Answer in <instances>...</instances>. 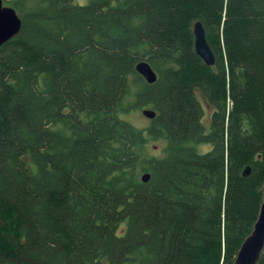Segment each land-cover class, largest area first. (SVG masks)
<instances>
[{
  "label": "trees",
  "instance_id": "16d2710c",
  "mask_svg": "<svg viewBox=\"0 0 264 264\" xmlns=\"http://www.w3.org/2000/svg\"><path fill=\"white\" fill-rule=\"evenodd\" d=\"M2 3L0 264H233L263 195L264 0Z\"/></svg>",
  "mask_w": 264,
  "mask_h": 264
},
{
  "label": "water",
  "instance_id": "95a60500",
  "mask_svg": "<svg viewBox=\"0 0 264 264\" xmlns=\"http://www.w3.org/2000/svg\"><path fill=\"white\" fill-rule=\"evenodd\" d=\"M20 27L21 19L16 11L10 6L3 5L2 0H0V45L16 35ZM193 34L196 54L206 65H212L214 56L206 41L202 24L199 21H196L193 25ZM134 69L147 83H153L157 78L156 72L146 60L138 61ZM141 114L148 119H152L155 116V111L151 108H142ZM249 171L250 167L247 166L243 171V175H247ZM141 179L146 182L149 179V173H143ZM262 190V202L257 219L252 231L243 240L233 264H256L264 247V182Z\"/></svg>",
  "mask_w": 264,
  "mask_h": 264
},
{
  "label": "rangeland",
  "instance_id": "374dc122",
  "mask_svg": "<svg viewBox=\"0 0 264 264\" xmlns=\"http://www.w3.org/2000/svg\"><path fill=\"white\" fill-rule=\"evenodd\" d=\"M74 2H76L77 4H80V5H84V4H87L89 2V0H74ZM129 119L137 127L147 125L149 122V119L144 117L141 114L140 110H136L133 113H131V115L129 116ZM196 148L199 152H204L208 148V145L207 144H198ZM155 149L156 148H154V150Z\"/></svg>",
  "mask_w": 264,
  "mask_h": 264
},
{
  "label": "flooded vegetation",
  "instance_id": "af4514ba",
  "mask_svg": "<svg viewBox=\"0 0 264 264\" xmlns=\"http://www.w3.org/2000/svg\"><path fill=\"white\" fill-rule=\"evenodd\" d=\"M204 103H205V102H204ZM204 105H206V103H205ZM207 107H208V109H211V107H209V105H207Z\"/></svg>",
  "mask_w": 264,
  "mask_h": 264
}]
</instances>
